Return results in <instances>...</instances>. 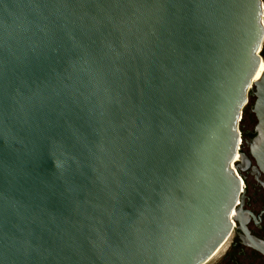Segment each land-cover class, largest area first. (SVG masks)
Returning <instances> with one entry per match:
<instances>
[{
  "label": "water",
  "instance_id": "1",
  "mask_svg": "<svg viewBox=\"0 0 264 264\" xmlns=\"http://www.w3.org/2000/svg\"><path fill=\"white\" fill-rule=\"evenodd\" d=\"M263 15L0 0V264L208 263L243 202Z\"/></svg>",
  "mask_w": 264,
  "mask_h": 264
},
{
  "label": "flooded vegetation",
  "instance_id": "2",
  "mask_svg": "<svg viewBox=\"0 0 264 264\" xmlns=\"http://www.w3.org/2000/svg\"><path fill=\"white\" fill-rule=\"evenodd\" d=\"M259 53L260 69L240 123L243 202L231 234L207 264H264V39Z\"/></svg>",
  "mask_w": 264,
  "mask_h": 264
},
{
  "label": "bare ground",
  "instance_id": "3",
  "mask_svg": "<svg viewBox=\"0 0 264 264\" xmlns=\"http://www.w3.org/2000/svg\"><path fill=\"white\" fill-rule=\"evenodd\" d=\"M257 76H258V74H257ZM257 76H256V77H257Z\"/></svg>",
  "mask_w": 264,
  "mask_h": 264
},
{
  "label": "built area",
  "instance_id": "4",
  "mask_svg": "<svg viewBox=\"0 0 264 264\" xmlns=\"http://www.w3.org/2000/svg\"><path fill=\"white\" fill-rule=\"evenodd\" d=\"M207 264V263H206Z\"/></svg>",
  "mask_w": 264,
  "mask_h": 264
}]
</instances>
